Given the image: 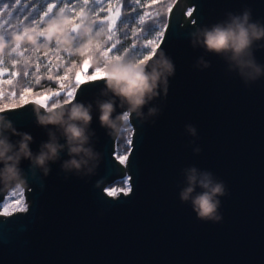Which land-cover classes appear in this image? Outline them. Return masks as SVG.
I'll list each match as a JSON object with an SVG mask.
<instances>
[{
	"label": "water",
	"instance_id": "95a60500",
	"mask_svg": "<svg viewBox=\"0 0 264 264\" xmlns=\"http://www.w3.org/2000/svg\"><path fill=\"white\" fill-rule=\"evenodd\" d=\"M245 8L264 23V0H177L158 47L172 60L174 75L167 95L144 108L145 114L158 108L157 115L143 123L130 117L132 145L124 165L114 158L117 137L99 122L97 101L111 94H103L102 79L80 85L70 103L92 105L90 144L100 154L98 165L87 175L64 172L67 149L50 162L47 176L21 161L26 211L0 215V264H264V77L245 86L224 58L191 43L197 28ZM254 56L264 65V48ZM201 58L208 68L196 66ZM34 104L0 117L32 136L35 154L50 129L65 141L53 126L38 124ZM191 166L225 183L220 221L199 219L191 203L181 201L183 170ZM124 177L131 191L107 196L106 187ZM13 188L0 184V204Z\"/></svg>",
	"mask_w": 264,
	"mask_h": 264
},
{
	"label": "clouds",
	"instance_id": "9594fccd",
	"mask_svg": "<svg viewBox=\"0 0 264 264\" xmlns=\"http://www.w3.org/2000/svg\"><path fill=\"white\" fill-rule=\"evenodd\" d=\"M226 17L210 27L197 28L192 33L191 43L193 47L199 45L224 58L229 71L236 72L248 86L264 77V65L258 63L254 56L256 48H264V44L258 43L264 40V23L253 21L248 8L239 14L228 12ZM75 27L78 31L74 29L73 18L61 9L44 20L43 27L25 24L22 29L8 32L6 36L0 33V61L7 59L13 64L27 66L32 57L19 51L21 44L26 45L25 51L33 55L41 51L45 55L49 51L57 54L64 51L73 56H87L85 60H91L96 69L102 70L101 79L105 85L103 94H111L110 99L97 101L99 122L110 136L119 138L124 133H130L129 122L133 115L141 123L147 116L157 115L158 108L148 107L147 114L144 108L161 93L167 95L169 77L175 71L172 60L163 51L147 59L127 56L107 58L101 52L108 39L106 26H98L96 19L86 13ZM13 54H16L15 58ZM196 66L208 68L210 65L201 58ZM117 107L121 111L117 112ZM33 109L38 124L59 130L65 143L61 144L50 129L49 140L34 154L30 148L32 136L18 132L10 120L0 117V184L5 188L17 189L24 185L23 170L20 168L22 160L30 162V170L39 169L47 176L50 162L60 160L65 149L69 159L61 164L64 172L93 173L100 154L90 144L92 105L57 101L47 107L35 103ZM185 129L196 137L197 131L193 125L187 124ZM11 136L20 139L13 142ZM200 151L199 147L194 149L197 154ZM183 171L186 187L179 194L181 201L190 202L199 219L220 221L219 197L228 194L225 183L216 180L211 172L199 171L194 166ZM197 188L201 191L196 192Z\"/></svg>",
	"mask_w": 264,
	"mask_h": 264
},
{
	"label": "snow or ice",
	"instance_id": "6c2138e0",
	"mask_svg": "<svg viewBox=\"0 0 264 264\" xmlns=\"http://www.w3.org/2000/svg\"><path fill=\"white\" fill-rule=\"evenodd\" d=\"M126 3L127 0H124ZM174 2V0H173ZM137 5L141 4V0H135ZM155 3V0H153ZM90 4V0H78V3L73 4V0H56V2H52L49 0L47 3L46 9H39V8H32L30 11H27V15H24L23 18L20 20V24L23 26L25 21H28L30 24L33 25H41L44 20L50 18L51 16L56 14V10L59 11L62 9L65 12H69L73 14L74 19L78 17V22H74V29L78 31V28L75 26L79 23V20L86 14V7ZM91 7L88 9L93 14H102L96 16L97 25H103L108 28V42H112L114 37L117 35L118 31V24L122 21V7H121V0H91ZM106 5V7H105ZM29 5L26 3H22V0H14V3L9 5L8 3H4L2 7H0V17L7 15L9 20L14 18L13 13L19 8V12L23 13L26 9H28ZM171 4L168 5L169 11H171ZM11 8V10H9ZM79 8L77 12L76 9ZM191 10L187 12V15L191 16ZM148 23H153L156 25L154 30V35L151 39L142 36L143 27ZM8 21H0V33L7 35L6 24ZM138 27L132 29L131 35L135 39H143L144 44L143 47L148 50L149 54L145 55L144 58L147 59L148 57L152 56L153 54H158V47L159 44L163 41L165 32L168 28V22L165 19L160 18L159 14L157 13L155 16L153 13L145 11L143 14L138 15L137 20ZM43 37H41L42 39ZM119 41L112 42L110 47H106L103 51V54L107 58L110 57V53H113L114 50L119 52L120 49L118 47ZM132 48H136V44H132ZM120 55H115L114 58H120ZM63 57L57 56L55 60L48 59L47 63L41 61V64H44L47 72L51 73L55 71V64L56 61H62ZM41 64L36 65V71L39 72ZM90 67V60H84L82 67L79 71L75 73L74 82L70 81L68 73L72 71L71 68L65 72L64 75H60L59 73L56 74L55 80L59 81V90L51 92L50 95H41L38 96L33 102L40 103L41 105L47 107L49 102L51 105L56 104L59 101L58 98H62L64 102L70 103L76 96L77 90L80 85L100 80L102 78V70L95 69L92 74H88V69ZM31 73L28 70V65L24 66V70L22 73L17 71H9L5 67V60L0 61V99L5 97H10L12 99V107L15 108L17 106H23L30 102L29 100V93L31 92V86L25 87L19 93L17 92H8L5 93L3 86L9 85L14 86L15 79H27ZM7 76V78H5ZM91 77V80L89 78ZM48 80L52 81L53 76L49 75ZM39 77L36 78V83L39 84ZM67 82V83H66ZM7 107V106H5ZM5 107H0V112L5 111ZM131 126V125H130ZM127 149L126 151L117 150L114 152L115 159L121 164H125L128 159V154L131 152V145H132V135L131 132L127 135L126 140ZM123 187H111L106 188V194L109 197L118 196L120 193L127 195L131 191V185L128 179L123 180ZM17 193L13 192L12 196L15 197ZM2 211L5 214H10L12 212L17 211H26L24 204L22 203L21 199H16L14 202L5 203L2 206Z\"/></svg>",
	"mask_w": 264,
	"mask_h": 264
},
{
	"label": "trees",
	"instance_id": "16d2710c",
	"mask_svg": "<svg viewBox=\"0 0 264 264\" xmlns=\"http://www.w3.org/2000/svg\"><path fill=\"white\" fill-rule=\"evenodd\" d=\"M49 0H22V3H26L29 5L28 9H26L23 13L19 12V8L16 10V12L13 13L14 18L9 20L7 15L0 17V21H8L6 24V29L7 33L14 31V30H19L22 29V25L20 24V20L23 18L24 15H27V11H30L32 8H39V9H46L47 3ZM52 2H56V0H52ZM177 0H155V3H153V0H141V4L137 5L135 3V0H127L125 3L124 0H121V7H122V21L118 24V31L116 37H114L112 42H116L117 40L119 41V52H116L114 50L113 53H110V57H114L115 55H120V56H127V57H135L142 59L144 58L145 55H148L149 52L147 49L143 47L144 40L143 39H135L132 35V29L135 27H138L137 25V20H138V15L143 14V12L148 11L153 13L155 16L157 13L159 14L160 18L165 19L167 22L169 20V15L170 12L168 5L171 4V9L175 5ZM4 3H8L11 5L14 3V0H0V7ZM78 3V0H73V4ZM91 0L90 4L86 7V13L89 15H92L94 18H96L97 15H102V14H93L88 9L91 7ZM106 7V5H105ZM11 10V8L9 9ZM59 10H56V13ZM76 11H79V8L76 9ZM74 20V22H78V17L74 19L73 14L67 12ZM25 24H30L28 21H25L23 25ZM43 27V23L40 25ZM156 28V25L153 23H148L143 27V33L142 36L147 37L149 39L152 38L154 35V30ZM112 42H108L106 40V43L104 44L103 48L101 49V52L105 50L106 47H110V44ZM136 44V48H132V44ZM27 46L21 44V47L19 51L23 52L24 55L31 56V60L28 63V70L31 73L29 78L27 79H15L14 80V86H9V85H4V91L5 93L8 92H17L19 93L22 91L25 87L31 86V92L29 93V100L30 103H34L33 101L41 95H50L51 92L59 90V81L55 80V76L57 73L60 75H64L65 72L69 68L72 69L70 73H68L70 81L74 82L75 79V73L80 70L82 67L83 61L87 59V56L80 57V56H73L67 52L61 51L58 54L55 51H49L47 55L44 54L43 51L37 52L34 55L30 51H25V48ZM99 54V53H98ZM14 58L16 57V54H13ZM57 56L63 57L62 61H56L55 64V71L49 73L47 72L46 68L44 67V64H41V61H44V63H47L48 59H53ZM41 64L39 72L36 71V65ZM5 67L9 71H17L22 73L24 70V65H21L19 63L13 64L9 62L7 59H5ZM96 67L93 65L92 61L90 60V67L88 69V74H92L95 71ZM52 75L53 80L49 81L48 76ZM39 77V84L36 83V78ZM7 78V76L5 77ZM67 83V82H66ZM61 103H63L62 98H58ZM12 99L10 97H5L3 99H0V107H5V111H10V110H15L18 108H21L23 106H17L13 108L12 106ZM27 105V104H26ZM48 106H51V102H49ZM3 111V112H5ZM2 113V112H0ZM131 135L133 133L132 127L130 128ZM127 135L128 133H124L121 135V137L116 138L115 143H114V152L117 150L120 151H126L127 145H126V140H127ZM115 158V156H114ZM116 160V159H115ZM117 161V160H116ZM118 162V161H117ZM128 179V177H124L121 180H117L114 184L108 185L106 188H111V187H123V180ZM0 213H3L2 207L0 205Z\"/></svg>",
	"mask_w": 264,
	"mask_h": 264
},
{
	"label": "rangeland",
	"instance_id": "374dc122",
	"mask_svg": "<svg viewBox=\"0 0 264 264\" xmlns=\"http://www.w3.org/2000/svg\"><path fill=\"white\" fill-rule=\"evenodd\" d=\"M190 9H188L187 8V10H186V18L188 19L189 18V15H187V12L189 11ZM67 13V12H66ZM86 83H88V82H86ZM85 84V83H84ZM124 165V164H123ZM13 192H15V193H17V195L15 196V197H13L12 196V193ZM105 193H106V191H105ZM114 197H116V196H114ZM21 199L22 200V203L24 204V206H25V208H26V206H27V203L25 202V195H24V190H23V188L21 187V188H19V189H17V188H13V189H11L8 193H7V195H6V197H5V199L1 202V207L3 206V204H5V203H9V202H14L16 199ZM19 212H24V211H17V212H12V213H10V214H13V213H19ZM5 215H8V214H5Z\"/></svg>",
	"mask_w": 264,
	"mask_h": 264
},
{
	"label": "built area",
	"instance_id": "2783aa9c",
	"mask_svg": "<svg viewBox=\"0 0 264 264\" xmlns=\"http://www.w3.org/2000/svg\"><path fill=\"white\" fill-rule=\"evenodd\" d=\"M0 215H2V216H6L5 214H2V213H0Z\"/></svg>",
	"mask_w": 264,
	"mask_h": 264
}]
</instances>
